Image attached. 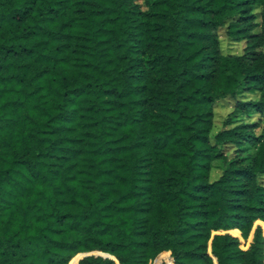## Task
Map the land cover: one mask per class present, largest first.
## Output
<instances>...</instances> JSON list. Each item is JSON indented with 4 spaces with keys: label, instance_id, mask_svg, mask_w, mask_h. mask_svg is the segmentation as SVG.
<instances>
[{
    "label": "trees",
    "instance_id": "1",
    "mask_svg": "<svg viewBox=\"0 0 264 264\" xmlns=\"http://www.w3.org/2000/svg\"><path fill=\"white\" fill-rule=\"evenodd\" d=\"M0 264H264V0H0Z\"/></svg>",
    "mask_w": 264,
    "mask_h": 264
},
{
    "label": "rangeland",
    "instance_id": "2",
    "mask_svg": "<svg viewBox=\"0 0 264 264\" xmlns=\"http://www.w3.org/2000/svg\"><path fill=\"white\" fill-rule=\"evenodd\" d=\"M242 45H243L242 41H240V42L229 41V40L225 39L224 37L222 38V48L224 49V51L239 52L242 48ZM229 110H230V107L224 106V104L222 102H219L217 105H215V111H216L215 130L220 127L222 118L224 117V115ZM255 116L256 115H254V117ZM214 174H215V176L217 175L216 170H215V173H213V175ZM242 247H246V244L243 243Z\"/></svg>",
    "mask_w": 264,
    "mask_h": 264
},
{
    "label": "water",
    "instance_id": "3",
    "mask_svg": "<svg viewBox=\"0 0 264 264\" xmlns=\"http://www.w3.org/2000/svg\"><path fill=\"white\" fill-rule=\"evenodd\" d=\"M81 256V255H80Z\"/></svg>",
    "mask_w": 264,
    "mask_h": 264
}]
</instances>
